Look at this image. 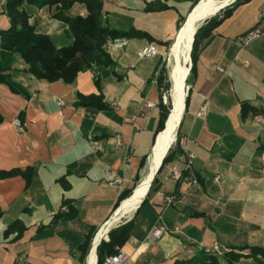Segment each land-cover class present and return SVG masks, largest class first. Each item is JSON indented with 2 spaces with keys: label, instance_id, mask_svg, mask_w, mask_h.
<instances>
[{
  "label": "crops",
  "instance_id": "1",
  "mask_svg": "<svg viewBox=\"0 0 264 264\" xmlns=\"http://www.w3.org/2000/svg\"><path fill=\"white\" fill-rule=\"evenodd\" d=\"M195 1L102 0V9L110 25L134 27L167 42ZM161 4L167 8L146 10ZM25 8L38 32L58 47L71 43L66 25L46 7ZM263 9L264 0L241 1L203 40L195 70L186 75L187 102L178 126V133L190 138L197 183L178 184L171 177L172 169L183 167L178 148L180 155L156 172L144 203L124 218L132 229L120 250L130 264H173L213 244L222 250L264 246V125L253 119L254 114L264 118V35L243 48L236 44ZM71 13L85 16L87 11L76 3ZM8 26L0 3V29ZM151 43L157 54L139 58L137 51ZM106 47L114 64L80 71L72 83L37 79L19 57L10 74L27 97L0 83V173L33 169L28 185L19 174L0 177V264H80L77 245L91 228L104 224L119 194L145 171L157 135L162 91L157 75L164 47L144 37L116 38ZM89 95L101 97L104 106L77 103L78 96ZM146 101L154 105L144 106ZM203 104L206 114L197 116ZM243 104L255 113L242 116ZM169 194L176 197L165 205ZM64 201L76 216L53 223ZM159 215L166 229L148 243L145 236ZM15 220L26 228L18 240L12 239L16 233L4 236ZM239 264L254 262L243 257Z\"/></svg>",
  "mask_w": 264,
  "mask_h": 264
},
{
  "label": "trees",
  "instance_id": "2",
  "mask_svg": "<svg viewBox=\"0 0 264 264\" xmlns=\"http://www.w3.org/2000/svg\"><path fill=\"white\" fill-rule=\"evenodd\" d=\"M203 0H200L201 2ZM244 0H234L224 8L219 10V14H214L204 23L197 27L190 49V69L189 75L195 70V61L198 50L203 40L209 38L215 28L227 18L233 9ZM198 2V3H199ZM79 3L84 6L87 13L85 16L71 13L74 4ZM197 1L193 2V7ZM197 3V4H198ZM26 5H34L37 8L46 7L52 18L62 21L66 25L65 33L70 37L71 43L64 46H57L53 39L45 34L38 32L33 23H29V14L25 8ZM102 0H9L4 4V12L9 19V26L5 29H0V83L6 84L14 93L23 94L24 90L11 77L10 69L16 57H19L26 65L25 71L32 74L34 77L47 82H52L62 79L67 83H72L76 75L80 71L90 69L92 66L108 67L114 64V61L107 50V43L116 38H147L150 41H155L164 47L168 48L171 41L162 42L152 38L148 32L130 27L129 29H119L109 24L104 18V10L102 9ZM167 8L166 4H161L158 7L149 6L146 10H160ZM185 16H180L176 23V30L180 28ZM164 66L161 64L157 75V84L161 91L160 101L158 103L159 120L155 135L161 133L164 127V122L170 105L164 104L162 101L163 92H168V85L165 82L163 74ZM104 106L101 102V97L89 95L87 97L78 96V104ZM187 96L185 98V105ZM185 110V108H184ZM249 111L255 110L247 105L242 106V116H245ZM22 113L19 114L21 119ZM0 122L2 116L0 115ZM180 151L176 147L174 150L171 147L162 159L158 171L164 164L173 160ZM143 159L141 166L144 164ZM157 171V172H158ZM21 175L28 185L33 176V169L28 167L25 170L12 169L0 173V177H9ZM139 177L136 176V184ZM156 182L154 176L147 194L145 195L143 204L148 194L153 190ZM135 184V185H136ZM135 185L133 187H135ZM132 188L123 190L114 205L113 211L118 206L119 202L130 196ZM66 201L62 203L65 204ZM76 216V210L68 206L67 212L58 211L53 216V223L60 220L71 219ZM132 229L131 220L126 221L116 227L110 228L107 232L106 239L101 238L96 247V264H102L104 258L118 252L120 247L126 242L130 236ZM26 230L24 224L20 220H15L9 224L4 231V236L11 233H16L13 240H18L22 237ZM97 229L91 228L83 238V241L77 245V260L81 264H85L86 256L91 247L94 234ZM244 249L248 252L244 253ZM246 257L251 258L254 264H264V246H230L222 255L218 256L215 253L198 252L194 256L185 259H177L173 264H239L240 259Z\"/></svg>",
  "mask_w": 264,
  "mask_h": 264
},
{
  "label": "bare ground",
  "instance_id": "3",
  "mask_svg": "<svg viewBox=\"0 0 264 264\" xmlns=\"http://www.w3.org/2000/svg\"><path fill=\"white\" fill-rule=\"evenodd\" d=\"M231 0H203L195 5L194 9L187 14L188 18L183 22L179 30L175 33V39L169 46V80L170 88L168 94L163 95L164 103L170 102V111L165 120L163 130L156 138V143L150 152L147 160L145 171L138 180L135 187L127 199H125L121 207L116 213L102 225L96 232L93 243L90 248L89 256L86 264H94L96 261L95 248L99 239L103 238L108 228L121 219L131 216L137 206L140 204L141 198L144 196L146 188L154 170L158 166L163 154L175 140V133L179 121L183 114L184 100L187 94V86L185 78L190 60V48L192 43V34L196 26L205 18L212 16L221 5ZM155 176V175H154Z\"/></svg>",
  "mask_w": 264,
  "mask_h": 264
},
{
  "label": "built area",
  "instance_id": "4",
  "mask_svg": "<svg viewBox=\"0 0 264 264\" xmlns=\"http://www.w3.org/2000/svg\"><path fill=\"white\" fill-rule=\"evenodd\" d=\"M9 0H0L1 4H5ZM264 35V9L258 14V19L256 23L249 28L244 33L240 34L236 37V44L238 48H243L247 45H249L252 41L255 39L261 37ZM158 50L155 44H148L147 46L139 49L137 51V56L139 58L144 57H151L157 54ZM154 104L152 102L146 101L144 102V106L151 107ZM206 114V105L203 104L199 111L197 112V116H204ZM253 119L256 122H260L264 125V118L261 114H254ZM88 141L92 146L95 148H100L99 143L94 140L91 136H88ZM189 136L185 134H179L177 135L175 142L177 143V146L179 150L182 152L184 156V162L183 167L181 169H172L170 174L171 177L178 183H185L187 185L196 184L197 178L194 175L193 172V160H194V154L189 149ZM261 172L264 175V164L261 167ZM215 180L218 179V176H215ZM116 182H119L120 180H115ZM175 194H169L164 197V203L165 205H169L172 203L175 199ZM60 212H66L68 210L66 205H61L59 208ZM165 226L161 223V215L158 216L156 223L152 226V228L148 231V233L145 236V241L148 243H153L157 239L161 237L163 232L165 231ZM177 230V228H174ZM220 248L218 245L213 244L211 247L205 248L204 251L206 253H215L220 254ZM96 264V262L94 263ZM102 264H130V259L127 256V254L122 251L118 250L117 253L113 255L106 256L102 262Z\"/></svg>",
  "mask_w": 264,
  "mask_h": 264
},
{
  "label": "rangeland",
  "instance_id": "5",
  "mask_svg": "<svg viewBox=\"0 0 264 264\" xmlns=\"http://www.w3.org/2000/svg\"><path fill=\"white\" fill-rule=\"evenodd\" d=\"M197 2L199 1V0H196ZM193 7H190V9L188 10V11H190L191 9H192ZM220 12L218 11V12H216L215 14H219ZM213 16V15H212ZM212 16H210V17H212ZM185 17H186V15H185ZM210 17H207L206 19H204L203 21H201L199 24H202V23H204V21H206V20H208ZM184 22V21H183ZM183 24V23H182ZM181 27V26H180ZM179 30V29H178ZM175 39V35L171 38V43L173 42V40ZM170 43V44H171ZM170 46V45H169ZM169 46H168V48L166 49V51L164 50L163 51V66H164V71H163V74L165 75V82L167 83V85H168V90H169V88H170V80H169V55H168V53H169ZM191 49V48H190ZM190 61V60H189ZM189 63H191V61L189 62ZM188 67H189V64H188ZM189 69V68H188ZM187 72H188V70H187ZM187 75V74H186ZM187 79L185 78V84H186V86H187ZM164 93L165 92H163V94H162V101H163V95H164ZM165 94H168V92H166ZM163 103H164V101H163ZM169 104L170 105V102L167 100V102L166 103H164V104ZM169 111H170V109H169ZM169 111H168V113H169ZM168 115V114H167ZM180 122V121H179ZM165 123V122H164ZM178 126H179V124H178ZM178 129H179V127H177V130H176V133H175V139H176V137H177V135H179V133H178ZM171 147V149L172 150H174L176 147L178 148V146H177V143L175 142V140L172 142V144L169 146V148ZM168 148V149H169ZM123 221H124V218H121L115 225H114V227H116V226H118V225H120V224H122L123 223ZM113 228V227H112ZM97 232V231H96ZM96 234V233H95ZM95 234H94V236H95ZM105 236H107V234H105L104 236H103V238L105 237ZM93 239H94V237H93ZM92 243V242H91ZM92 245V244H91ZM205 245H209V244H205ZM212 245V244H211ZM91 248V247H90ZM220 251V254H218V256H220V255H222V253L225 251V250H222V249H220L219 250ZM89 252H90V249H89V251H88V254H89ZM87 254V255H88ZM95 254H96V252H95ZM96 258H97V255H96ZM86 259H87V256H86ZM81 264V263H80ZM85 264H86V260H85Z\"/></svg>",
  "mask_w": 264,
  "mask_h": 264
},
{
  "label": "water",
  "instance_id": "6",
  "mask_svg": "<svg viewBox=\"0 0 264 264\" xmlns=\"http://www.w3.org/2000/svg\"><path fill=\"white\" fill-rule=\"evenodd\" d=\"M233 1H234V0H231V1H229V2L224 3V4L221 5L216 11H219L220 9L224 8L225 6H227L228 4H230V3L233 2ZM197 3H198V2H197ZM197 3H196V4H197ZM196 4H195V5H196ZM195 5L193 6L192 10L194 9ZM213 15H214V14H213ZM209 17H210V16H209ZM187 18H188V16L185 17V20H184V21H186ZM205 19H206V18H205ZM199 26H200V24H199L198 26H196L195 30L193 31V34H192V41H193V35H194V33H195L197 27H199ZM191 44H192V43H191ZM189 69H190V66H189ZM188 72H189V70H188ZM187 75H188V74H187ZM186 78H187V76H186ZM187 90H188V87H187ZM186 95H187V94H186ZM184 107H185V100H184V105H183V111H184ZM164 125H165V123H164ZM157 134H158V133H157ZM156 138H157V135H156V137H155L154 144H153V146H152V148H151V151H152V149H153V147H154V145H155V143H156ZM167 151H168V149H167L166 152L163 154V156H162V158H161V160H160L158 166H157L156 169L154 170V173H153L154 175H155L156 172L158 171V169H159V167H160V165H161L162 159H163V157L165 156V154L167 153ZM154 175L151 176L150 181H149V183H148V187L146 188V191H145V193H144V196L141 198L140 203L143 201L145 195L147 194V192H148V190H149V187H150V185H151V182H152V180H153V178H154ZM126 199H127V198H126ZM124 200H125V199H124ZM124 200L120 201V203L118 204V206L115 208V210H114V211L112 212V214L109 216V218L104 222V224H105L108 220H110V219L112 218V216L116 213L117 209H119V208L121 207V204H122V202H123ZM137 207H138V206H137ZM104 224H102V225H104ZM109 229H110V228L107 229L106 234H107V232L109 231ZM104 239H106V236L104 237ZM100 240H101V239L98 240L97 245L99 244ZM92 243H93V240H92ZM92 243H91V244H92ZM96 247H97V246H96ZM94 250H96V248H95ZM88 256H89V254L87 255V259H88ZM87 259H86V262H87Z\"/></svg>",
  "mask_w": 264,
  "mask_h": 264
}]
</instances>
